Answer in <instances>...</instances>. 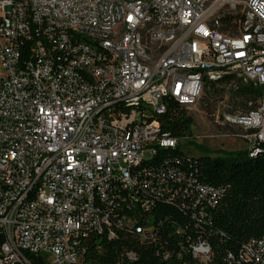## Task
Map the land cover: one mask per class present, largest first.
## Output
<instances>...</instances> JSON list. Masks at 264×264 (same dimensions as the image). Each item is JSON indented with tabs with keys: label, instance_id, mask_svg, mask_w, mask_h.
<instances>
[{
	"label": "built area",
	"instance_id": "1",
	"mask_svg": "<svg viewBox=\"0 0 264 264\" xmlns=\"http://www.w3.org/2000/svg\"><path fill=\"white\" fill-rule=\"evenodd\" d=\"M226 75L264 87V0H0V264H81L114 191L180 144L168 100L189 110ZM219 120L257 154L264 97ZM241 258L264 264V237Z\"/></svg>",
	"mask_w": 264,
	"mask_h": 264
},
{
	"label": "trees",
	"instance_id": "2",
	"mask_svg": "<svg viewBox=\"0 0 264 264\" xmlns=\"http://www.w3.org/2000/svg\"><path fill=\"white\" fill-rule=\"evenodd\" d=\"M239 23V16H231L220 30L235 33ZM206 85L214 91L231 87L240 110L257 108L264 97V87L234 75ZM157 119L180 142L191 136L194 120L176 101L169 99ZM195 147L198 155L183 152L180 144L159 150L135 170L139 187L134 192L114 191L107 209L110 228L89 234L81 264H200L192 248L202 242L211 250L206 264H254L241 253L250 241L264 237V142L255 155Z\"/></svg>",
	"mask_w": 264,
	"mask_h": 264
},
{
	"label": "rangeland",
	"instance_id": "3",
	"mask_svg": "<svg viewBox=\"0 0 264 264\" xmlns=\"http://www.w3.org/2000/svg\"><path fill=\"white\" fill-rule=\"evenodd\" d=\"M232 95L231 87H218V91H214L208 85L205 86L199 102L188 110L194 124L191 127V136L180 142L183 152L198 155L195 145H201L213 153L249 150L247 142L234 136L236 129L223 127L219 120V116L224 112H237L239 108L242 109L234 106L233 101L236 99Z\"/></svg>",
	"mask_w": 264,
	"mask_h": 264
}]
</instances>
